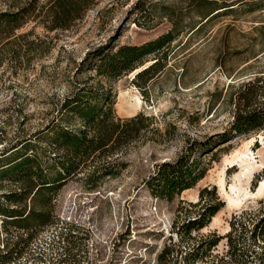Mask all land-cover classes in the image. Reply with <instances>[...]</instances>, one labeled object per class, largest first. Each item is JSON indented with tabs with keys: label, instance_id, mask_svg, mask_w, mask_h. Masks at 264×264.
I'll use <instances>...</instances> for the list:
<instances>
[{
	"label": "rangeland",
	"instance_id": "obj_1",
	"mask_svg": "<svg viewBox=\"0 0 264 264\" xmlns=\"http://www.w3.org/2000/svg\"><path fill=\"white\" fill-rule=\"evenodd\" d=\"M203 1L95 0L69 30L48 33L29 22L17 31L32 33L29 40L38 42L39 54L13 61L11 54L2 53L0 156L39 131L55 116L74 82L92 75H74L87 51L101 44L141 45L172 25L177 29L162 68L134 79L152 62L150 56L141 68L111 84L116 115L153 117L156 132L146 131L118 155L116 164L111 161L120 170L116 177L89 185L87 175L101 163L97 161L53 189L56 220L37 227L26 253L9 264H165L159 257L164 247L178 251L167 264H264V240L250 239L253 225L247 215H264V130L233 134L214 155L196 154L204 161L205 177L172 201L155 198L144 186L157 164L176 159L194 140L207 141L228 131L238 87L254 77L264 78V0H208L216 1L217 8L235 4L230 7L234 9L218 10L190 36L211 11ZM6 8L7 2L0 0V10ZM16 187L14 181L0 180V194ZM203 187L215 188L212 203L221 207L206 227L191 231L188 238L178 227L201 212L200 206L189 203L198 201ZM211 197L205 194L204 201ZM233 217L244 224L236 222L230 232ZM1 220L0 250L6 240L26 237L27 231L10 225L5 233ZM213 232L217 244L201 259H193V246Z\"/></svg>",
	"mask_w": 264,
	"mask_h": 264
},
{
	"label": "trees",
	"instance_id": "obj_2",
	"mask_svg": "<svg viewBox=\"0 0 264 264\" xmlns=\"http://www.w3.org/2000/svg\"><path fill=\"white\" fill-rule=\"evenodd\" d=\"M1 1L7 2V8L0 10V63L2 53L11 54L13 61L21 60L30 54H39L38 42L29 40L31 32L17 34V31L29 22L48 33L66 31L81 21L87 11L95 5V0ZM203 2H206L211 11L191 30L190 36L218 14V10H233L234 8L230 7L235 5L217 8L216 1ZM139 4L140 1L135 5V10H138ZM139 12L141 14L142 10L139 9ZM176 32V27L172 25L165 34L141 45H120L112 48L101 44L87 51L78 62L74 75L78 76L84 72H91L92 75L83 82H74L72 91L56 108L55 116L39 131L28 139L19 141L9 152L0 156V180H11L17 185L16 189L0 194L1 224L5 233H8L5 228L8 225L27 231L25 238L16 237L15 241L6 240L2 244L0 264H9L25 254L37 227L56 220L51 210L50 192L53 189L59 188L68 179L82 173L90 163L97 161L101 163L87 175L89 185L96 187L101 180L116 177L120 170L112 165L116 164L118 155L124 153L133 143L140 141L146 131L156 132L153 128V117L143 113L128 118L116 115L115 94L111 84L141 68L150 56H153L152 62L137 72L134 79H141L162 68ZM234 101L233 122L228 131L211 136L207 141L194 140L176 159L155 166L153 173L144 181V186L151 195L172 201L182 192L194 188L205 177L207 169L204 161L195 157L196 154L214 155L221 145L231 140L233 134L249 135L264 130V78L258 76L242 83ZM213 137L217 138L215 142H212ZM214 191L213 187H203L199 190L198 201L189 204L193 207L200 206L201 212L178 227V232L184 229L185 235L190 238L191 231H198L207 226L221 207L219 202L212 203L217 199ZM205 194L212 195L209 202L204 201ZM247 215L253 225L250 239L254 242L256 238L264 240V215L257 217L252 212ZM232 219L230 232L236 222L242 223L235 217ZM205 237L193 246L190 253L193 259L204 257L219 239L215 232ZM210 238L211 240H208ZM203 244L206 245L203 247ZM230 247L231 250L234 249L232 241ZM175 253L178 251L164 247L159 257L167 264L170 256ZM260 258H264V249Z\"/></svg>",
	"mask_w": 264,
	"mask_h": 264
},
{
	"label": "bare ground",
	"instance_id": "obj_3",
	"mask_svg": "<svg viewBox=\"0 0 264 264\" xmlns=\"http://www.w3.org/2000/svg\"><path fill=\"white\" fill-rule=\"evenodd\" d=\"M262 140V139H261ZM262 142H263V140H262ZM239 155H241V154H239ZM243 155H245V153H243ZM246 156V155H245ZM241 157H242V155H241ZM246 159V158H245ZM254 159V158H253ZM251 164V163H250ZM263 163L261 162V164H260V167L261 166H263L262 165ZM249 165V164H248ZM261 188H262V186L257 190V192L255 193V194H258V193H260V191H261ZM231 189H233V187L231 188ZM235 189V188H234ZM253 195H254V193H252Z\"/></svg>",
	"mask_w": 264,
	"mask_h": 264
}]
</instances>
